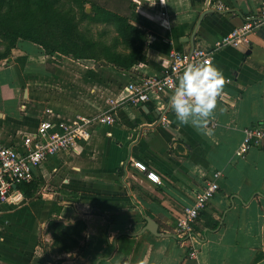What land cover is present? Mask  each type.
I'll use <instances>...</instances> for the list:
<instances>
[{
	"label": "crops",
	"instance_id": "0c3cea01",
	"mask_svg": "<svg viewBox=\"0 0 264 264\" xmlns=\"http://www.w3.org/2000/svg\"><path fill=\"white\" fill-rule=\"evenodd\" d=\"M131 1L147 34L146 60L129 71L102 66L124 77L122 84L107 81L97 73L100 66L91 64L80 84L49 90L43 83L44 73L53 79L45 72L49 59L25 40L0 61L5 145L21 146V137L41 119L71 122L76 115L102 112L108 99L125 96L128 76L165 72L169 50L190 52L186 38L205 10L221 8L203 17L194 45L212 50L264 5V0ZM249 40L248 46H223L212 53L225 83L200 129L177 120L169 104L172 93L152 95L143 104L118 108L113 124L96 127L79 155L49 158L35 171L43 190L37 199L0 206V264H264V142L235 155L243 131L264 126V24ZM70 88L76 93L69 94ZM97 97L103 102L95 107ZM132 160L157 174L160 183L150 182ZM218 172V191L194 225L199 240L191 258L173 236L175 221ZM145 217L168 236L138 234ZM76 222L81 224L65 230Z\"/></svg>",
	"mask_w": 264,
	"mask_h": 264
},
{
	"label": "built area",
	"instance_id": "2783aa9c",
	"mask_svg": "<svg viewBox=\"0 0 264 264\" xmlns=\"http://www.w3.org/2000/svg\"><path fill=\"white\" fill-rule=\"evenodd\" d=\"M216 9L219 11L221 8L216 6ZM263 24L264 5L256 18L233 28L215 43L212 50H204L200 47H194L191 52L169 50L165 60V72L130 79L125 96L118 101L108 99V107L102 112L88 116L76 115L71 122L41 119L35 130L21 137L19 147L5 145L0 139V206L6 203L13 205L22 203L25 197L18 189L19 185L28 184L34 180L35 171L49 158L61 153L79 155L82 145L91 138L96 127L113 124L115 111L118 108L143 104L152 95L172 93L179 75L189 62L211 60L212 53L223 46H248L250 34ZM46 113H49V110H46ZM263 142L264 126L248 127L243 131L242 142L235 155L242 156L250 148L259 146ZM131 163L134 168L145 174L150 182L160 183L158 175L148 170L143 163L134 160ZM219 177V172L214 173L212 179L207 181L196 194L193 204L186 208L175 221L173 236L180 246L190 250L191 258L196 257L197 249L194 242L199 240L194 228L195 222L209 200L217 193Z\"/></svg>",
	"mask_w": 264,
	"mask_h": 264
},
{
	"label": "trees",
	"instance_id": "16d2710c",
	"mask_svg": "<svg viewBox=\"0 0 264 264\" xmlns=\"http://www.w3.org/2000/svg\"><path fill=\"white\" fill-rule=\"evenodd\" d=\"M89 0H0V61L9 57L19 40L37 45L45 56L61 62L64 58L104 61L117 71H129L146 60L147 34L132 10L127 15L94 6L89 13ZM111 26L113 40H95L88 25ZM144 27V26H143ZM62 58H55V55ZM100 69H105L100 66ZM38 188L35 180L18 189L29 199ZM80 222L65 230L76 228Z\"/></svg>",
	"mask_w": 264,
	"mask_h": 264
},
{
	"label": "clouds",
	"instance_id": "9594fccd",
	"mask_svg": "<svg viewBox=\"0 0 264 264\" xmlns=\"http://www.w3.org/2000/svg\"><path fill=\"white\" fill-rule=\"evenodd\" d=\"M225 78L211 60L189 62L178 77L169 104L178 121L200 129L212 115ZM139 264H149L141 260Z\"/></svg>",
	"mask_w": 264,
	"mask_h": 264
},
{
	"label": "rangeland",
	"instance_id": "374dc122",
	"mask_svg": "<svg viewBox=\"0 0 264 264\" xmlns=\"http://www.w3.org/2000/svg\"><path fill=\"white\" fill-rule=\"evenodd\" d=\"M94 6H100L104 7L110 11L127 15L129 14L134 8L133 2L131 0H89V3L85 5L86 12L89 13L91 11V8ZM83 26L88 25V28L90 29V33L92 34L93 38L95 40H100L102 42H108L110 43L113 40L114 33L112 31L111 26H105L104 24H93L88 23L87 21H83ZM49 62L45 68L47 73L52 74L53 79L49 78V74H43L44 76H47V79H44L43 83L46 85V88L51 90V88H55L54 91H61L66 90V87L68 86V82H76L78 83V78L82 75L87 74L88 70L89 72L91 70V64H94L92 61L88 60H73L71 58H64L61 62H57L54 60V57H49ZM52 63V64H51ZM85 67H88L87 69ZM87 70V71H86ZM101 77L106 78L107 81H110L117 84H122V82L125 81L124 77L118 76L120 74H116L113 72V70L110 69H100L97 71ZM92 76V75H90ZM127 79V78H126ZM131 77L128 76V81H130ZM70 83V84H71ZM80 84V83H78ZM119 86V85H118ZM70 92L69 94H75L76 92L73 91L72 88L68 90ZM101 97L94 98L95 107L102 105ZM93 110L94 107H91ZM43 190L36 189L33 195L31 196V199H37L40 196V193ZM30 199V198H29Z\"/></svg>",
	"mask_w": 264,
	"mask_h": 264
},
{
	"label": "water",
	"instance_id": "95a60500",
	"mask_svg": "<svg viewBox=\"0 0 264 264\" xmlns=\"http://www.w3.org/2000/svg\"><path fill=\"white\" fill-rule=\"evenodd\" d=\"M213 13L219 14L220 12L217 11V10H214V9H211V8H210V9H208V10H205V11L199 16V18L197 19V21H196V23H195V25H194V27H193V30H192L191 36H190L189 38H186V42L188 41V42L190 43V52L193 51V49H194V47H195V45H194V37H195V35H196V31H197V29H198V27H199V25H200V23H201L203 17L206 16V15H209V14H213ZM55 58L60 59V58H62V57H61L60 55L57 54V55H55ZM106 65H107L106 62H104V61H100V62H98V63H96V64L94 65V68H98L99 66H106ZM13 187L15 188V186H13ZM144 219H145L146 224H145V226L142 228L141 232L138 233V234H141V233L147 231V232H150L151 234H153V235H155V236H168V235H165V234H161V233H159V232L157 231V230H158V226H157V224H156L153 220H151V219L148 218V217H145ZM138 234H135V235H138ZM129 235H131V234H129ZM263 250H264V228H263Z\"/></svg>",
	"mask_w": 264,
	"mask_h": 264
}]
</instances>
